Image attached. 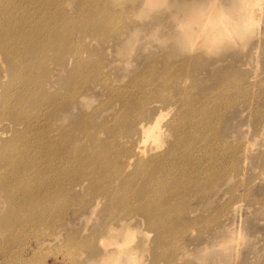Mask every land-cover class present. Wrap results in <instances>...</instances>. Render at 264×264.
Here are the masks:
<instances>
[{"label":"rangeland","instance_id":"374dc122","mask_svg":"<svg viewBox=\"0 0 264 264\" xmlns=\"http://www.w3.org/2000/svg\"><path fill=\"white\" fill-rule=\"evenodd\" d=\"M61 1L72 32L66 54L76 50L82 61L75 81L66 73L60 79L71 88L77 87L76 93L82 97L77 110L68 116L61 113L57 119L67 117L57 123H65L61 138L67 143L74 140L66 148L76 159L62 172L65 192L56 198L44 195L33 200L29 208L15 210L12 205L1 206L6 200L0 192V264H102V252L109 247L105 240L108 229L122 218H127L133 228L125 248H136L137 252L136 259L127 263L264 264V0H259L256 21L249 28L256 36L239 39L244 32L239 31L236 48L225 53L219 66L213 63L204 67L208 71L196 67L199 83L188 73H181L182 51L175 38L179 29L170 35L167 30L170 24L174 26L180 8L189 6L191 0L158 1L151 6H142V0H110L109 7L101 8L110 15L112 33L106 35L95 27L89 28L94 34L87 30L96 20L89 11L92 0L86 5L83 0ZM205 1L216 6L223 2ZM135 28L139 32L130 37L127 32ZM56 52L50 50L53 59ZM160 76L166 82L160 84ZM150 81L157 86L148 88L144 83ZM182 89L198 98L207 97L201 104L206 129L199 140L205 147L200 162L203 171L187 181L176 176L151 200L152 204L157 199L164 205V212L155 213L171 231L167 243L160 244L147 210L141 208L144 202L129 195L130 188L141 195L144 186L129 184L120 177L124 167L115 162L106 163L100 170L101 174L113 175L94 176L92 172L99 171L94 163L101 165L100 156L107 153L101 148L106 142L126 137L128 132L126 138L143 139L137 134L138 116L143 111L152 116L155 105L161 106L165 114L162 125L168 124L184 104L177 96ZM70 95L67 87L57 102L69 100ZM42 106L37 122L39 134L46 140V120L54 118L55 122V116L50 119L48 105ZM168 106L172 107L168 110ZM1 121L8 124L6 129H12L14 121L8 117ZM23 128L16 130L22 132ZM3 131L1 126V146H5L3 140L12 138ZM168 138L162 134L142 147H159L158 153L165 152ZM123 180L125 184L120 182ZM80 183L84 187L75 189ZM110 184L119 187L117 195L104 193ZM33 186L44 187V181L35 180ZM180 190L184 192H177ZM174 191V198L169 197ZM182 193L184 197L177 199ZM185 251L190 255L184 256Z\"/></svg>","mask_w":264,"mask_h":264},{"label":"bare ground","instance_id":"6f19581e","mask_svg":"<svg viewBox=\"0 0 264 264\" xmlns=\"http://www.w3.org/2000/svg\"><path fill=\"white\" fill-rule=\"evenodd\" d=\"M158 1L160 3L165 0L141 2L142 6H151L157 5ZM90 2L91 0H83L84 5ZM108 2L110 0H92L89 11L96 20L95 22L92 20L88 25L87 30L91 31V34H94V31L89 29L91 27L100 30L104 35L110 31L112 33L108 19L110 15L104 10L105 7H109ZM258 2L259 0H223L216 6L211 3L206 4L205 0H191L189 6L180 8L174 26L170 24L167 30L170 35L171 31L179 29L175 38L180 43L182 51L181 73H188L195 82L199 83L197 68L205 70L204 67L213 63L214 66H219L220 62L224 61L225 53L236 48V36L239 35V31H244L239 39L244 37L249 40L250 37L256 36V32L249 33V28L256 21V8L260 5ZM102 7L104 8L101 9ZM64 11L61 0H0V127H4L3 134H12L11 139L3 140L5 146L0 145V192L6 200V204L1 203L4 208L12 205L15 210L26 209L33 200L37 198L40 200L44 195L53 199L63 194L65 183L62 172L71 167V163L76 159L66 148V145L74 140L68 139L70 143H67L61 138L64 135L61 130L65 123L61 125L57 123L64 122L69 112L77 110L76 107L82 97L76 93L77 87L71 88L60 79L66 73L67 78L75 81L82 61L73 47H71L72 54L70 56L66 54L72 32L71 22L66 20ZM139 30L130 29L127 33L130 37H135ZM122 33L124 32H116L115 35ZM51 49L57 51L56 59L50 56ZM192 51L196 54L192 55ZM53 62L55 65L50 68ZM157 81L160 84L166 82L164 76H160ZM144 84H147L148 88L157 86L152 81ZM67 87L71 91L70 99L57 102L58 96ZM215 89L216 87L212 86L211 90ZM182 90L177 96L184 101V104L179 106L177 113L168 124L162 125L165 114L161 106L155 105L157 110L152 116L145 114L147 110L144 114L143 111L138 116L137 125V134H141L143 139L136 141L132 135L126 138L130 133L128 132L126 137H118L109 143L106 142L101 149L108 154H101V165L94 163L99 171L92 172L94 176H105V173L113 175V172L101 174L100 170L106 163L115 162L116 166L124 167L120 177L126 178L129 184L134 182L144 186L141 195L131 188L129 195L132 200L144 202L141 208L147 210L148 221L156 229V240L160 244L167 243L171 231L163 224L159 214L155 213L164 212L166 210L164 205L157 202V199L155 204H152L151 200H154L162 189L169 187L170 180H174L176 176L187 181L195 179L203 171L200 162L205 147L204 144L199 143V140L206 129L205 113L201 104L207 97L201 95L198 98L191 92L188 93V89ZM54 96H57L56 101ZM47 105L46 114L49 112L50 119L55 116V122L54 118L48 122L46 120L43 131L48 136L45 140L39 134L37 112L41 106L47 108ZM172 106H168V110ZM61 113L67 116L57 119ZM2 117L14 121L12 129L10 126L8 129L5 128L8 124L1 121ZM20 126H24L22 132L16 130ZM162 134L169 137L167 141L169 147L165 152L158 153L159 147L150 150L142 147L150 140H157ZM57 136L59 140L55 139ZM93 142L96 143V138ZM71 147L73 149V146ZM35 149L39 150L35 151L34 156ZM196 154L199 157L197 161ZM79 160L84 162L81 157ZM42 164L43 167L39 168ZM35 180L44 181V187L35 188L33 186ZM120 182L125 184L124 180ZM50 183H54L52 187L49 186ZM181 184L182 186L184 184L182 180ZM113 185H106L104 193L117 195L119 187ZM173 185L175 184L172 182ZM77 187H84V184L76 185L75 189ZM17 194L20 195L18 198ZM175 195L174 191L168 196L174 198ZM2 196L0 195V200ZM183 197L184 193L177 199ZM168 200L170 198L166 201ZM99 202L100 200L97 203ZM132 231L133 228L127 218H122L118 224L109 227L108 237L105 238L109 247L102 252L104 259L102 264H131L127 262L131 258L136 259V248H125ZM189 255V251L184 252V256Z\"/></svg>","mask_w":264,"mask_h":264}]
</instances>
